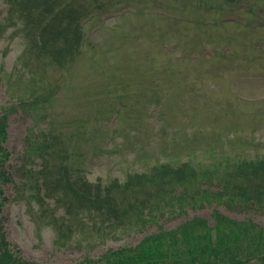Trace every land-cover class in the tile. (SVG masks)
I'll return each instance as SVG.
<instances>
[{
  "label": "rangeland",
  "instance_id": "obj_1",
  "mask_svg": "<svg viewBox=\"0 0 264 264\" xmlns=\"http://www.w3.org/2000/svg\"><path fill=\"white\" fill-rule=\"evenodd\" d=\"M96 1L74 7L78 13L79 4L89 5L90 13L81 49L75 44L67 63L39 55L41 44L23 30L20 0H0V107L25 89L39 106L48 103L46 111L17 109L6 117L12 179L1 216L11 247L38 264H71L133 245L158 225L171 229L192 216L211 223L213 209L264 227L252 209L201 203L219 190L215 165L218 175L226 171L208 147L239 140L250 153L264 151V0ZM249 135L252 146L244 142ZM40 154L53 170L72 155L73 177L85 176L107 214L74 202L76 209L59 193L45 197L46 188L33 184L49 176L38 174ZM181 162L194 166L192 180L163 173L162 165L172 170ZM142 171L151 182L133 190V173ZM125 182L123 194L113 187ZM127 202L142 203L149 222L139 226L134 207L122 209Z\"/></svg>",
  "mask_w": 264,
  "mask_h": 264
},
{
  "label": "trees",
  "instance_id": "obj_2",
  "mask_svg": "<svg viewBox=\"0 0 264 264\" xmlns=\"http://www.w3.org/2000/svg\"><path fill=\"white\" fill-rule=\"evenodd\" d=\"M77 2L78 0H20L21 12L24 14L23 30L30 34L31 41L36 40L41 44L39 55L45 58L52 57L55 61L69 60L74 45L83 36L80 21L90 13L89 5L84 4H79L80 10L76 13L74 7L77 6ZM94 3V6L102 5L101 0ZM44 35L47 37L43 38ZM14 99L9 105L0 107V264H38L24 258L20 251L13 249L4 231L1 216L5 201L4 185L12 179V174L7 168L9 151L4 146V141L6 140V117L10 111L21 109L37 113L40 108L46 111L48 103L46 104L44 101L41 106L36 104L38 96L33 91L30 92V89H25L16 96L14 95ZM33 100L35 105L31 106ZM39 134L46 137L44 130H40ZM30 150L29 147L28 151ZM206 150L215 153V149L211 146ZM40 156L44 162L42 169L38 170V174L49 176L45 178V181L37 176L35 182L33 179V184L39 189L46 188L45 197L59 193L62 197L71 199V206L76 209L79 207L74 206V202L81 206L88 204L90 211L95 209L100 214H107L108 207L102 203L105 199L99 201L98 191L87 189L90 184L87 179L80 173L77 177H73V173L69 170L72 167V162L69 160L70 155H65L61 159L56 170L47 165L45 155L40 154ZM213 157L217 158V161H222L226 171H219L218 175L217 165H215L213 176H217L219 190L211 193V197H203L202 202L201 199L199 202L204 205L209 203L207 202L209 200L213 203L227 202L241 209H252L264 214V155L244 157L221 153L219 157ZM181 163L182 167L172 170L165 169L169 167V163L162 165L161 168L163 173L173 172L177 178L187 175L192 180V176L195 174L194 166H191L189 162ZM203 166V164L200 165L201 169H198V173ZM135 177L139 184H136L138 186H134L133 190H143L145 188L143 184H146V181H151L147 173L138 174ZM128 186L129 182L113 185L115 189L121 190V194ZM96 200H98V204L94 205ZM176 200L178 201L177 207L182 211L180 198H176ZM57 202L61 203L62 199L57 198ZM192 202L191 206L197 200ZM132 207L136 211L134 220L139 226H143L148 222V218H143L140 214L144 205L127 202L122 209L124 212L131 211ZM65 215H59L61 222L66 219ZM210 216L213 219L211 225L205 218L197 216L187 219L171 229H164L158 225L156 231L145 234L134 245L109 249L96 259L85 257L83 260L71 264H264V227L259 226L251 219L244 221L231 219L216 209L211 211ZM56 219L52 220L56 221Z\"/></svg>",
  "mask_w": 264,
  "mask_h": 264
}]
</instances>
